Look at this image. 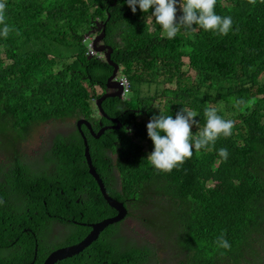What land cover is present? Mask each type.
Instances as JSON below:
<instances>
[{
    "label": "trees",
    "instance_id": "1",
    "mask_svg": "<svg viewBox=\"0 0 264 264\" xmlns=\"http://www.w3.org/2000/svg\"><path fill=\"white\" fill-rule=\"evenodd\" d=\"M21 4L22 9L10 0L0 24V30L5 24L10 28L7 37L0 34V198L5 201L0 205V261L3 250L4 258L17 255V235L26 240L21 244L28 246V256L16 264L32 261L37 242L23 228L33 211L77 216L81 223L70 244L90 233L87 223L117 214L89 172L78 125L86 119L98 134L100 123L113 124L98 117L95 101L106 91L114 67L91 56L87 44L95 21L104 20L103 43L112 47L111 60L130 79L132 95L137 93L136 99L110 97L102 104L120 121V129L107 130L97 140L83 125L92 164L107 192L129 209L127 217L141 218L146 226L164 231L178 224L176 243L186 257L181 264H253L251 258L259 255L254 245L264 240V0L255 5L217 0L216 14L232 18L227 35L194 25V31L181 27L171 40L154 17L148 20L154 9L144 13L137 6L133 13L126 0ZM209 107L234 122L230 136L221 134L214 144L193 149L191 158L170 173L149 163L154 144L147 120L159 114L175 118L182 108L195 111V138ZM58 121L72 128L54 135L34 155L23 153L34 126ZM221 148L227 149V159L219 155ZM37 155L42 167L34 169ZM163 209L172 210L173 220L156 224V215L141 216ZM123 220L64 263H159L157 244L135 243L124 232ZM221 233L230 249L217 246ZM41 261L42 256L36 264Z\"/></svg>",
    "mask_w": 264,
    "mask_h": 264
},
{
    "label": "clouds",
    "instance_id": "2",
    "mask_svg": "<svg viewBox=\"0 0 264 264\" xmlns=\"http://www.w3.org/2000/svg\"><path fill=\"white\" fill-rule=\"evenodd\" d=\"M22 1L23 0H21V2H19V0H13V2H16L19 5L20 9H22ZM9 2L10 0H0V24H4V10ZM126 3L133 13L137 11V6H139V9L144 13L149 12L150 9H154V11L151 12V17L155 18V23L162 27L164 34L170 40L176 37L181 27L185 30L191 29L194 31L195 29L193 26L198 25L205 31L211 30L213 32H218L221 35H227L232 28V18L230 16L222 17L216 14L215 7L217 0H126ZM249 3L255 5L256 0H249ZM178 11L182 12L179 16H177ZM97 22L101 23L105 21L96 20V27L87 35V40H93L92 45L89 47V54L107 61L105 53H98L94 50V40L96 36L102 32V30H99ZM9 31L10 28L5 24L3 29L0 30V34L7 37ZM104 38L98 46L106 45L103 43ZM120 71L119 67L115 82H117L123 89L122 98L120 99L127 100L126 95L131 92L132 85L127 76L119 75ZM124 77L130 82L128 92H125V89L120 82L121 78ZM109 91L112 93L116 90L112 89ZM97 101L95 102L97 103ZM204 115L206 116V124L203 130L200 131L195 138H193L192 126L193 124L198 126L199 122L194 119L198 116L197 112L182 108L176 113L175 118H173V116H165L162 114L154 115L146 125L147 135L154 144L153 151L147 156L149 163L160 171L170 173L174 168L182 165L187 159L191 158L193 155V149L199 151L202 148L208 147L210 144H214L221 134L225 137L232 134L234 122L232 120L223 119L217 114L216 108H206ZM98 117H101L99 111ZM100 125L102 128L105 127L102 124ZM113 126H116V124H113ZM219 155L224 159H227V149L221 148L219 150ZM4 203L5 201L3 198H0V205H3ZM216 244L220 248H231V244L225 238L224 233H221V235L217 237ZM178 255H182V252Z\"/></svg>",
    "mask_w": 264,
    "mask_h": 264
},
{
    "label": "rangeland",
    "instance_id": "3",
    "mask_svg": "<svg viewBox=\"0 0 264 264\" xmlns=\"http://www.w3.org/2000/svg\"><path fill=\"white\" fill-rule=\"evenodd\" d=\"M181 15V12H177V16ZM148 20L153 22V18L148 16ZM93 43L92 39L87 40V44L90 47ZM187 61V60H185ZM120 76L123 75L122 71L119 73ZM168 88L172 86L168 85ZM98 91L101 90L98 88ZM137 98V93L132 95V92L126 95V99ZM161 99L155 101V106H159ZM97 112V110H96ZM149 121V120H147ZM73 128H75L76 121H69ZM67 122L58 121L51 123H43L36 125L32 129L30 137L23 144V153L27 156L34 155L35 152L39 151L41 147H45L56 134H66L72 128ZM40 156V155H39ZM8 158H6L7 160ZM12 160V159H11ZM34 169H39L42 167L40 158L37 156L35 160ZM165 208L171 209V205L165 204ZM148 208V207H147ZM146 210V209H145ZM150 212L143 214L141 216H146L150 219V216H155L159 220L156 224H164L166 220H173L172 210L163 209V212H157L156 210H149ZM150 215V216H149ZM124 232L128 234L131 238L135 240V243L144 244V242L155 243L160 248V257L159 263L156 264H181L183 259H186L184 256H179L181 250L177 246V238L180 233L181 227L178 224H173L172 228H166L164 231L158 229L155 226H146L141 218L136 217H126L124 220ZM262 236V235H261ZM264 236V235H263ZM260 237V236H257ZM259 252V255H255L251 259L253 264H264V240L259 241L254 245ZM255 261V263H254Z\"/></svg>",
    "mask_w": 264,
    "mask_h": 264
},
{
    "label": "water",
    "instance_id": "4",
    "mask_svg": "<svg viewBox=\"0 0 264 264\" xmlns=\"http://www.w3.org/2000/svg\"><path fill=\"white\" fill-rule=\"evenodd\" d=\"M97 25H98L99 30H102V32L99 35H97L95 40H94V44H93L94 50L98 53H105L106 54V59H107L108 63L114 67V72H113L112 76L107 81L106 93L101 98L98 99L96 105L98 107V111H99L100 116L105 118V119L110 120L111 122L116 124V126H105L100 130V132L98 134H95L93 132L92 125L90 124V122L88 120L83 119V120L79 121L78 125H79V128L81 129V133L83 134V137L85 140L86 157H87L89 172L94 177V179L96 180L104 199L110 205V207L116 209L117 214L114 216H111V217L104 218V219L100 220V222L90 224L89 227L91 228V231L85 237V239L82 240V242L75 244V245H72V246H69V247H66V248H63V249H59V250L53 252L48 257V259L45 261L44 264H56L59 261H63V260H66V259H69V258H72L74 256L79 255L83 250L88 248L93 242L97 241L100 234L106 228H108L111 225H114V224L121 222V220L125 219L129 214V209L123 203L117 201L116 199H114L113 197H111L108 194L105 184L103 183L102 179L98 175L96 168L92 164V158H91L90 149L88 146V139H87L85 133L83 132V125H86L89 128V132H91L92 136L98 140L107 132V130H109V129L110 130L111 129H120L122 127V124L117 119L110 118L102 108V104L106 99H108L110 97L122 98L123 89L119 86V84L117 82H115V78H116L118 71H119V66L111 60V54L113 52L112 47L107 46V45L98 46V44L101 42V40L106 35V22H101V23L97 22ZM112 89H114L116 91L110 93L109 90H112Z\"/></svg>",
    "mask_w": 264,
    "mask_h": 264
},
{
    "label": "flooded vegetation",
    "instance_id": "5",
    "mask_svg": "<svg viewBox=\"0 0 264 264\" xmlns=\"http://www.w3.org/2000/svg\"><path fill=\"white\" fill-rule=\"evenodd\" d=\"M100 124L103 125V123ZM113 124H106L105 126H113ZM89 133L91 134V132ZM37 156L41 158V156ZM46 212L47 213L44 215L40 210L33 211L28 217V222L32 223L33 225L30 227V224L27 222L26 226L28 227L23 228V232L28 231V233H32L35 237V241L37 242L32 261L28 264H36L40 256H42V261L40 264H44L53 252L59 249L66 248L68 246L75 245L70 244L71 235L79 222L81 223V220H78V218H76L77 216H75V218L73 219L69 217L64 218L63 216L54 215L50 211L46 210ZM79 217H84V213H82V215ZM41 219L42 222H40ZM64 219H67L68 222L67 220L66 222H64ZM90 224L93 223H87L86 225L89 226ZM14 240L15 246L18 248L17 255L4 258L3 256L5 254V251L3 250L1 253L2 261H0V264H16L20 258H26L28 256V246H23L21 244L26 240H24L19 235H17ZM67 260L59 261L56 264H65L64 262Z\"/></svg>",
    "mask_w": 264,
    "mask_h": 264
},
{
    "label": "built area",
    "instance_id": "6",
    "mask_svg": "<svg viewBox=\"0 0 264 264\" xmlns=\"http://www.w3.org/2000/svg\"><path fill=\"white\" fill-rule=\"evenodd\" d=\"M120 82H121V85L123 86V88L125 89V92H128L129 88H130L129 80L124 77V78H121Z\"/></svg>",
    "mask_w": 264,
    "mask_h": 264
}]
</instances>
